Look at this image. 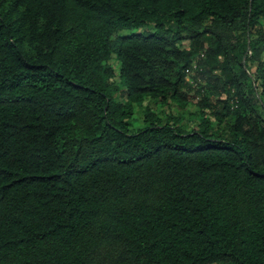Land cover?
<instances>
[{
	"label": "trees",
	"instance_id": "16d2710c",
	"mask_svg": "<svg viewBox=\"0 0 264 264\" xmlns=\"http://www.w3.org/2000/svg\"><path fill=\"white\" fill-rule=\"evenodd\" d=\"M259 86L264 0H0V264H264Z\"/></svg>",
	"mask_w": 264,
	"mask_h": 264
},
{
	"label": "rangeland",
	"instance_id": "374dc122",
	"mask_svg": "<svg viewBox=\"0 0 264 264\" xmlns=\"http://www.w3.org/2000/svg\"><path fill=\"white\" fill-rule=\"evenodd\" d=\"M145 30H153L152 27H146ZM129 30L124 29L123 32H126ZM187 43V42H186ZM110 62L114 65L115 67V77L114 80L116 83L119 82L118 78V68L119 64L115 58V55H111V60ZM255 63H247L248 70L251 75H254L255 73ZM188 82L192 85H190L189 89L187 90L188 92V100L189 103L184 107L181 108L180 106L176 104H170V105H155L154 108L155 110L159 112H168L171 111L172 114H180V123H182L184 126H187L188 128L194 127L196 124V119H197V112H198V106L196 105V101L199 99V94L196 91V88L200 84L204 83V79L202 78L201 74L199 72H193L190 76H188ZM256 84H259V82H255ZM198 84V85H196ZM262 86H259L257 89V92H259L262 100L264 101V90L261 91ZM137 116L140 115V111H137Z\"/></svg>",
	"mask_w": 264,
	"mask_h": 264
},
{
	"label": "built area",
	"instance_id": "2783aa9c",
	"mask_svg": "<svg viewBox=\"0 0 264 264\" xmlns=\"http://www.w3.org/2000/svg\"><path fill=\"white\" fill-rule=\"evenodd\" d=\"M192 67L195 68V67H196V64L194 63ZM186 72H187V73H190L191 70H190V69H187Z\"/></svg>",
	"mask_w": 264,
	"mask_h": 264
}]
</instances>
